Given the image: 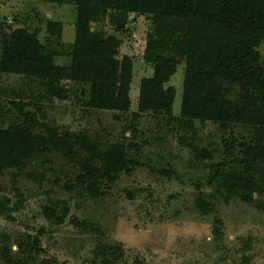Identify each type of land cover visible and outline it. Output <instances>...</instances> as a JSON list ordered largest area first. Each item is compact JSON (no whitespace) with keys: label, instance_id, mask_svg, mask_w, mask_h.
<instances>
[{"label":"rangeland","instance_id":"obj_1","mask_svg":"<svg viewBox=\"0 0 264 264\" xmlns=\"http://www.w3.org/2000/svg\"><path fill=\"white\" fill-rule=\"evenodd\" d=\"M123 10L106 7L91 30L118 42L115 58L134 61L129 102L92 103L89 83L63 79L58 96L40 77L0 74V131L26 124L46 136L25 121L29 113L58 135H76H65L70 148L42 146L25 164L0 168L9 208L0 215V264H264V160L246 151L264 148V125L180 119L189 19ZM75 21L70 4L0 0V52L12 30L25 28L62 52L47 63L67 66ZM161 24L178 26L177 71L165 85L175 89L173 110L138 112ZM255 49L264 62V40ZM86 141L123 154V170L101 180L97 197L76 182L90 157Z\"/></svg>","mask_w":264,"mask_h":264},{"label":"trees","instance_id":"obj_2","mask_svg":"<svg viewBox=\"0 0 264 264\" xmlns=\"http://www.w3.org/2000/svg\"><path fill=\"white\" fill-rule=\"evenodd\" d=\"M75 7V39L67 66L47 61L62 52L48 49L35 33L16 28L2 42L0 74L40 77L48 90L60 96L55 86L61 80L89 83L90 100L129 102L134 61L127 55L114 57L118 42L91 30L106 7L150 16L189 19L183 86L178 117L198 120H238L241 123L264 125V62L255 49L264 40V0H49ZM118 27L123 29L126 18ZM178 26L161 24L154 41L152 73L139 83L138 112L164 110L171 113L175 89L166 83L176 73L174 58ZM175 35V36H174ZM175 41V42H174ZM205 44V45H204ZM231 89H237L236 95ZM64 92V91H62ZM243 103L237 105L236 98ZM227 102V105L225 104ZM233 109L229 110V103ZM30 125L44 129L47 135L35 134L26 124H17L0 131V168L19 166L48 145L70 148L66 136L44 122L24 114ZM66 135V136H65ZM76 136L69 134L68 137ZM85 143V142H84ZM88 145V141H86ZM89 161L81 164L77 184L93 197L101 195V180L112 181L124 167L119 146L104 153L88 145ZM253 160H264V148H246ZM97 160L99 168L92 162ZM246 168L250 160H239ZM72 189V186L69 187ZM8 203L0 199V215L8 213ZM117 250V248H111ZM38 264H47L41 260ZM108 264H119L111 263Z\"/></svg>","mask_w":264,"mask_h":264},{"label":"built area","instance_id":"obj_3","mask_svg":"<svg viewBox=\"0 0 264 264\" xmlns=\"http://www.w3.org/2000/svg\"><path fill=\"white\" fill-rule=\"evenodd\" d=\"M8 22H10V20H8Z\"/></svg>","mask_w":264,"mask_h":264}]
</instances>
